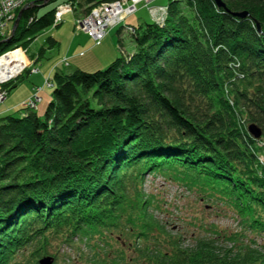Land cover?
Returning <instances> with one entry per match:
<instances>
[{"label": "trees", "instance_id": "1", "mask_svg": "<svg viewBox=\"0 0 264 264\" xmlns=\"http://www.w3.org/2000/svg\"><path fill=\"white\" fill-rule=\"evenodd\" d=\"M55 1L20 8L18 25L0 35V55L28 49L53 26L59 4L39 13ZM66 1L86 14L107 0ZM223 1L169 0L164 22L136 27L132 55L122 52L95 71L67 70L65 60L48 76L53 92L44 114L38 104H21L19 115L0 116V264L57 258L61 245L79 236L98 240L124 219L146 239L141 186L153 172L228 204L243 225L234 240L242 245L146 247L138 251L140 264H264V251L252 246L254 237L264 238V0ZM17 78L4 85L8 94ZM248 120L262 129L260 137ZM249 233L252 244H245Z\"/></svg>", "mask_w": 264, "mask_h": 264}, {"label": "rangeland", "instance_id": "2", "mask_svg": "<svg viewBox=\"0 0 264 264\" xmlns=\"http://www.w3.org/2000/svg\"><path fill=\"white\" fill-rule=\"evenodd\" d=\"M63 1L65 0L41 6L39 14L51 10ZM168 1L154 0L152 3L163 5ZM224 6H226L225 2ZM78 14L77 11L66 13L60 26H51L29 45L26 54L32 62L37 59L40 49L44 48L36 64L40 71L36 73L25 71L16 79H20L17 86L0 104V116L12 112L19 115L18 108L34 93L36 87H41L39 94L42 97L37 112L44 114L53 92V86L45 85V78L52 77L59 67L64 68L65 60L70 64L66 66L67 70L80 67L95 71L110 64L122 52L129 57L135 52V43L132 37L124 33L122 26L127 23L139 27L146 22L154 21L147 6L141 3L134 14L110 27L104 40L97 43L84 31L75 29V18ZM12 28L11 22L5 29L6 33ZM49 37L56 38L59 43L50 47L47 42ZM252 123L255 122L247 121L248 126ZM141 187L144 199L148 201L147 221L145 220L148 226L145 230L149 236H146V239L144 236L138 238L139 229L132 223L127 224L124 219L125 224L108 229L98 240L88 237L81 239L79 236L75 237L71 244L61 245L58 252L54 247L52 251L58 253L57 258L52 253L46 254L37 258L38 264L45 256L54 258L53 264H126V262L140 264L138 251L147 249L146 247L152 251H173L174 247L176 249V246L173 247L174 243L178 242V246L185 250L194 248L203 241L214 243L222 251H238V247L242 245L241 240L237 241L239 243L234 240H237L236 233H242L243 225L240 224L238 215L224 201L203 199L199 193L162 172L148 174ZM251 236L254 237L249 233L247 236L249 239L247 237L243 239L245 244H252ZM254 239L256 243L252 246L264 251V238L260 236ZM55 243L57 246L62 244V242ZM31 251L32 248L27 253ZM122 256L124 259L121 258Z\"/></svg>", "mask_w": 264, "mask_h": 264}, {"label": "built area", "instance_id": "3", "mask_svg": "<svg viewBox=\"0 0 264 264\" xmlns=\"http://www.w3.org/2000/svg\"><path fill=\"white\" fill-rule=\"evenodd\" d=\"M34 0H0V35H6V28L17 17V11L33 3ZM154 0H107L92 7L91 11L86 14H78L75 18V29L84 31L92 37L97 43H101L108 33V29L125 21L127 17L134 14L141 3L147 6L154 21L164 22L167 17L168 6L154 5ZM76 6L72 1L62 2L57 6L53 26L62 23L66 13L76 12ZM127 31L135 33L136 27L131 24H125ZM123 51V50H122ZM27 48L15 47L7 50L0 55V103L7 97L8 90L4 85L21 75L28 67L32 66L26 54ZM25 55L27 61L22 57ZM66 64L68 62L66 61ZM12 67L14 73L12 74ZM38 67H32V72H39ZM45 85L51 86L52 81L49 77L45 79ZM41 87H36L34 95L25 100L22 104L25 107L36 108L42 100L39 92Z\"/></svg>", "mask_w": 264, "mask_h": 264}, {"label": "water", "instance_id": "4", "mask_svg": "<svg viewBox=\"0 0 264 264\" xmlns=\"http://www.w3.org/2000/svg\"><path fill=\"white\" fill-rule=\"evenodd\" d=\"M217 4L219 6H224V2L223 0H216ZM27 7L24 6L23 8ZM22 11L23 9L19 12L18 14V17L16 19V22H15V26L14 28L18 25L19 21H20V18H21V15H22ZM235 15L239 16V17H246L248 15V12L247 11H236L234 12ZM259 28H260V25L258 24ZM249 131L252 135H254L255 137H260L262 135V129L255 123H252L249 125ZM53 260L54 258L50 257V256H45L44 258H42L40 260V263L39 264H53Z\"/></svg>", "mask_w": 264, "mask_h": 264}, {"label": "bare ground", "instance_id": "5", "mask_svg": "<svg viewBox=\"0 0 264 264\" xmlns=\"http://www.w3.org/2000/svg\"><path fill=\"white\" fill-rule=\"evenodd\" d=\"M101 3V2H100ZM100 3H98V4H100ZM98 4H96V5H98ZM127 24V23H126ZM122 28H124L123 29V31H124V33L125 34H128L130 37H132L133 38V33H130V32H128L127 31V28H126V26L124 25V26H122ZM22 57L27 61V59H26V57H25V55L24 54H22ZM14 68L12 67V71H11V73L13 74L14 73ZM13 81V80H12Z\"/></svg>", "mask_w": 264, "mask_h": 264}]
</instances>
